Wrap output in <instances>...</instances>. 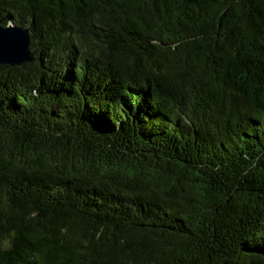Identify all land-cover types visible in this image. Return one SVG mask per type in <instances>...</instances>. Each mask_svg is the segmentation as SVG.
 Masks as SVG:
<instances>
[{
    "label": "trees",
    "instance_id": "obj_1",
    "mask_svg": "<svg viewBox=\"0 0 264 264\" xmlns=\"http://www.w3.org/2000/svg\"><path fill=\"white\" fill-rule=\"evenodd\" d=\"M0 264H264V0H0Z\"/></svg>",
    "mask_w": 264,
    "mask_h": 264
},
{
    "label": "water",
    "instance_id": "obj_2",
    "mask_svg": "<svg viewBox=\"0 0 264 264\" xmlns=\"http://www.w3.org/2000/svg\"><path fill=\"white\" fill-rule=\"evenodd\" d=\"M32 61L28 30L18 26L0 25V65L19 67Z\"/></svg>",
    "mask_w": 264,
    "mask_h": 264
}]
</instances>
